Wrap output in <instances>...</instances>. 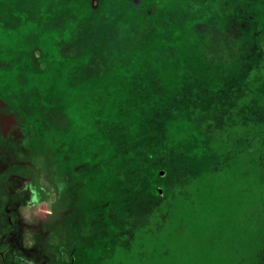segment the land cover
Masks as SVG:
<instances>
[{"label":"rangeland","instance_id":"1","mask_svg":"<svg viewBox=\"0 0 264 264\" xmlns=\"http://www.w3.org/2000/svg\"><path fill=\"white\" fill-rule=\"evenodd\" d=\"M264 0H0V264H256Z\"/></svg>","mask_w":264,"mask_h":264},{"label":"trees","instance_id":"2","mask_svg":"<svg viewBox=\"0 0 264 264\" xmlns=\"http://www.w3.org/2000/svg\"><path fill=\"white\" fill-rule=\"evenodd\" d=\"M256 257V264H264V249H262Z\"/></svg>","mask_w":264,"mask_h":264}]
</instances>
